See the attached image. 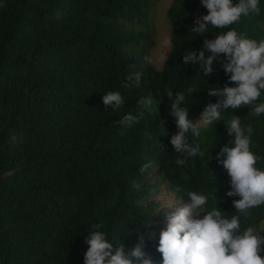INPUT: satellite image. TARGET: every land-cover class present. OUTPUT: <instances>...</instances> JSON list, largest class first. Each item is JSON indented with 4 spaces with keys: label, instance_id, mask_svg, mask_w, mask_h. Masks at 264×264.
<instances>
[{
    "label": "trees",
    "instance_id": "16d2710c",
    "mask_svg": "<svg viewBox=\"0 0 264 264\" xmlns=\"http://www.w3.org/2000/svg\"><path fill=\"white\" fill-rule=\"evenodd\" d=\"M156 1L0 0V264H84L85 236L97 223L114 245L123 243L126 255L144 235L142 250L153 264H162L156 249L166 219L151 199L162 183L185 203L195 191L208 197L206 211L218 206L225 215L235 214L232 201L239 197L226 195L230 180L214 177L209 163L220 148L234 146L226 131L234 115L242 127L252 126L251 150L264 157V114L228 109L221 121L197 124L199 136L189 133L188 139L206 155L178 166L170 143L178 129L167 92L194 86L196 93L182 106L199 122L206 106L219 99L208 89L223 88L229 77L218 61L203 77L199 65L183 63L184 54L204 50L207 58L204 39L230 29L264 40V0L259 14L242 16L230 28L210 27L204 37L191 31L208 14L201 0H172L166 9L169 59L160 70L143 69L140 87L123 88L121 82L140 70ZM111 90L125 99L119 110L102 102ZM149 97L151 106L138 105ZM141 112L131 127L115 123ZM149 161L154 167L139 173ZM257 167L264 169V160ZM151 219L150 229H140ZM263 221L261 206L242 225ZM148 231L157 234L155 240Z\"/></svg>",
    "mask_w": 264,
    "mask_h": 264
},
{
    "label": "clouds",
    "instance_id": "9594fccd",
    "mask_svg": "<svg viewBox=\"0 0 264 264\" xmlns=\"http://www.w3.org/2000/svg\"><path fill=\"white\" fill-rule=\"evenodd\" d=\"M201 5L207 9L208 14L194 21L196 26L191 31L198 37L206 36L210 27L230 28L239 23L242 16L260 13L259 0H239L235 5L233 0H201ZM162 47H173L170 37L163 39ZM203 49L211 55L205 58L204 50L186 52L183 63L199 65L200 73L208 77L214 72L213 62L218 61L229 80L223 88L208 89L210 96L219 99L206 106L201 113V120L195 123L189 118V109L182 106L186 96L196 93L195 87L189 86L184 92L175 94L168 90L167 96L171 100L169 114L175 118L178 129L171 136L170 143L178 166L184 165L189 158L206 155L200 144L190 143L188 139L189 133L193 137L199 136L197 124L211 125L221 121V113L228 109L235 112L240 108H248L256 117L264 114V102L258 103L264 93V40L249 39L246 34L230 29L214 39L205 38ZM168 59L166 55L159 57L162 64H166ZM154 64V57L145 55L140 70L129 74L120 86L140 87L143 69ZM229 84L234 86L230 87ZM102 102L105 109L110 107L119 110L125 104V99L119 91L111 90L102 96ZM137 103L149 107L152 98L141 99ZM143 115V112L139 117L126 114L115 123L131 127ZM226 131L230 138L229 144L234 146L225 145L220 148L216 160L230 177L231 190L226 195L239 197L232 201L235 214L225 215L218 206L206 211L208 197L195 191L186 194L189 197L187 203L182 201L181 196L174 206L164 205L165 211L162 214L165 215L166 227L159 233L156 249L162 255V264H264V234H261L260 225H242V220L251 219L254 209L264 206V169L257 167L264 157L251 150L253 128L251 125L242 127L240 117L234 115ZM154 165L155 161H149L138 172L143 174ZM136 187L139 188V185ZM175 191L180 193L183 189L177 187ZM213 199L217 200L216 196ZM168 209L175 210L168 212ZM152 226L151 219L140 229H150ZM103 228V224H94L89 235L85 236L88 249L84 254V264H153L152 259L142 250L144 235L139 237L140 242L126 255L123 243L114 245L102 231ZM156 236L154 231L147 232L149 240H155Z\"/></svg>",
    "mask_w": 264,
    "mask_h": 264
},
{
    "label": "rangeland",
    "instance_id": "374dc122",
    "mask_svg": "<svg viewBox=\"0 0 264 264\" xmlns=\"http://www.w3.org/2000/svg\"><path fill=\"white\" fill-rule=\"evenodd\" d=\"M172 0H157L155 5L152 7L151 12L149 14V21L147 23V39L144 42L143 56L149 55L154 57L156 60V64L148 65L159 70L162 69L164 64H162L159 60L161 55L168 56L170 49L162 47V41L166 37L171 36V30L169 26V22L166 18V9L170 5ZM202 16V15H197ZM210 170L214 173V177L222 178L224 180H230L226 170L220 165L217 160L210 161L209 163ZM160 197V199H158ZM155 202L159 203L157 209H162L165 211L164 205L174 206L179 202V198H177L167 187L165 183H162L155 192L154 196L151 198ZM183 201V199H182ZM184 202V201H183ZM176 207H179L177 205ZM175 209H168L167 211H174ZM260 230H264V221L260 224Z\"/></svg>",
    "mask_w": 264,
    "mask_h": 264
}]
</instances>
